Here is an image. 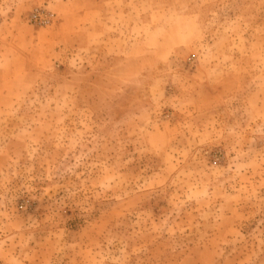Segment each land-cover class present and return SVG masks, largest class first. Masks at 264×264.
Masks as SVG:
<instances>
[{"label": "rangeland", "instance_id": "rangeland-1", "mask_svg": "<svg viewBox=\"0 0 264 264\" xmlns=\"http://www.w3.org/2000/svg\"><path fill=\"white\" fill-rule=\"evenodd\" d=\"M0 264H264V0H0Z\"/></svg>", "mask_w": 264, "mask_h": 264}, {"label": "crops", "instance_id": "crops-1", "mask_svg": "<svg viewBox=\"0 0 264 264\" xmlns=\"http://www.w3.org/2000/svg\"><path fill=\"white\" fill-rule=\"evenodd\" d=\"M13 29H12V32L16 29V28H18V27H12ZM42 31H44V30H39V29H37L36 30V32H42ZM20 31H19V29H17V30H15V33L16 34H18ZM48 32V31H47Z\"/></svg>", "mask_w": 264, "mask_h": 264}]
</instances>
